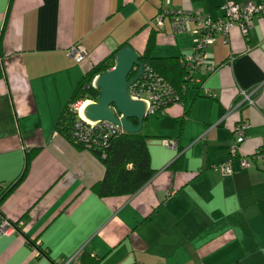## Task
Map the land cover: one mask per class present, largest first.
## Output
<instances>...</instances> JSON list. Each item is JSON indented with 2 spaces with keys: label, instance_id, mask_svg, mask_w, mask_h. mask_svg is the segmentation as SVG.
<instances>
[{
  "label": "crops",
  "instance_id": "crops-1",
  "mask_svg": "<svg viewBox=\"0 0 264 264\" xmlns=\"http://www.w3.org/2000/svg\"><path fill=\"white\" fill-rule=\"evenodd\" d=\"M225 2L264 0H0V194L16 181L25 152L38 148L24 178L0 204L17 224L0 233V264H264V170L230 159L232 128L248 124L240 155L264 146V14L243 34L230 29L205 49L181 104L144 119L155 173L129 196L91 190L103 165L54 133L80 77L124 41L140 54L190 55L195 20L174 31L171 14L218 18ZM164 12L162 27L150 20ZM84 50L76 62L72 46ZM192 83V82H191ZM208 92V94H207ZM242 92L253 103L243 101ZM174 138L176 148L163 139Z\"/></svg>",
  "mask_w": 264,
  "mask_h": 264
},
{
  "label": "trees",
  "instance_id": "trees-1",
  "mask_svg": "<svg viewBox=\"0 0 264 264\" xmlns=\"http://www.w3.org/2000/svg\"><path fill=\"white\" fill-rule=\"evenodd\" d=\"M151 37L144 50L139 54V60L143 63L144 67L152 71L153 76H158L165 84L166 92L158 89V92L162 96L154 102L155 108L159 109L156 111L158 112L172 103L183 101L187 89L195 81L190 82L193 74L190 73L188 66L179 61L180 55L166 57L152 55L150 49ZM127 43V41L121 43L116 50L94 63L80 77L54 124V133L59 134L75 149L90 151L102 163L104 168L103 175L91 186V190L100 197L129 196L148 182L155 173L151 165L150 153L147 146V139L150 136L143 129L133 133L116 131L107 134L106 137H103L102 132L99 130L88 133L86 129L76 127L80 119L76 110L71 107V104L76 101H96L98 99L99 89L91 85L93 78L97 74L113 67L115 53ZM134 74L135 71H131L128 78ZM151 80L152 76L142 75L139 82L153 86L152 83L150 84ZM134 86L131 85L129 87L131 92L135 89ZM133 121L135 123V120ZM82 132L88 133V138L83 137L81 135ZM38 150V148H31L25 152L23 167L16 181L9 188L1 190L0 204L24 178L30 162ZM95 260L97 259L94 255L86 252L79 255L80 264H94Z\"/></svg>",
  "mask_w": 264,
  "mask_h": 264
},
{
  "label": "built area",
  "instance_id": "built-area-1",
  "mask_svg": "<svg viewBox=\"0 0 264 264\" xmlns=\"http://www.w3.org/2000/svg\"><path fill=\"white\" fill-rule=\"evenodd\" d=\"M169 4V0H166V5ZM221 10L223 11V16L218 18H211L201 13V11H182L178 13L171 14L172 28L174 31H180L185 28V22L188 19H194L196 28L193 30V52L190 55L180 56L179 61L188 66L190 73L193 76L190 82L196 81L194 74L199 71L205 73L209 68L205 63V49L213 43L215 40V34L221 33L225 37L224 41L227 40L228 33L230 29L234 26H238L243 34H247L249 29L252 27L253 20L261 14H264V6L257 5L255 3L249 2L247 4H238L233 2H225L221 5ZM164 12H159L151 20L150 23L156 28L160 29L162 27ZM69 56L73 58L76 62H80L84 58V50L80 46H72L68 52ZM152 76L153 86L145 85L143 82H139L140 77ZM142 75L137 81L132 85H135V89L131 92L128 88L129 94L136 99H142L147 105V109L150 114L158 113L159 109L155 108L154 102L159 100L162 96L158 92V89L166 92L165 84L158 76H153L154 74L150 69L143 66ZM151 79V78H150ZM131 86V85H130ZM129 86V87H130ZM208 94V92H207ZM243 101H248V103H253L252 100L248 98V95L242 92ZM85 101V100H84ZM84 101H76L71 104V107L76 110L80 121L77 123L76 127L79 129H86L89 132H95L99 130L102 132L103 137H106L109 133H114L116 131H121L120 127H117L111 123L105 121L90 122L82 120L80 116L79 108ZM179 104L182 101H178ZM248 124L244 121H238L232 128V142L230 144V159L222 164L221 169L226 172H231L233 169V159L236 158L239 166L244 168L250 163H260L261 169L264 170V146H260L254 152L248 156L240 155L238 149L239 146L245 140V130ZM88 133L84 132L81 135L88 138ZM93 135V134H92ZM162 144L166 147L176 148L178 146V141L174 138L163 139ZM16 229L14 225L8 219L0 215V233L9 234ZM60 264H80L79 255H74L72 258L64 261ZM235 264H242L237 262Z\"/></svg>",
  "mask_w": 264,
  "mask_h": 264
},
{
  "label": "water",
  "instance_id": "water-1",
  "mask_svg": "<svg viewBox=\"0 0 264 264\" xmlns=\"http://www.w3.org/2000/svg\"><path fill=\"white\" fill-rule=\"evenodd\" d=\"M131 71H135V74L128 78ZM142 72L143 63L130 44L118 49L113 67L93 78L91 85L99 89L98 99L89 101L83 107L82 120L105 121L127 133L140 131L149 111L145 101L133 98L128 88L139 79Z\"/></svg>",
  "mask_w": 264,
  "mask_h": 264
},
{
  "label": "bare ground",
  "instance_id": "bare-ground-1",
  "mask_svg": "<svg viewBox=\"0 0 264 264\" xmlns=\"http://www.w3.org/2000/svg\"><path fill=\"white\" fill-rule=\"evenodd\" d=\"M89 102V100H85L81 105H80V108H79V113H80V116L83 117V113H82V110H83V107Z\"/></svg>",
  "mask_w": 264,
  "mask_h": 264
},
{
  "label": "rangeland",
  "instance_id": "rangeland-1",
  "mask_svg": "<svg viewBox=\"0 0 264 264\" xmlns=\"http://www.w3.org/2000/svg\"><path fill=\"white\" fill-rule=\"evenodd\" d=\"M81 101H84V100H81ZM89 101H92V100H89Z\"/></svg>",
  "mask_w": 264,
  "mask_h": 264
}]
</instances>
